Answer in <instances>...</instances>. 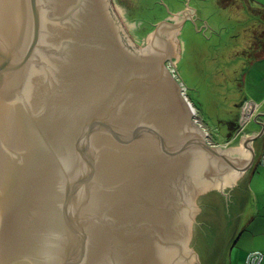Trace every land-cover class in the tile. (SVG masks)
I'll return each instance as SVG.
<instances>
[{
	"label": "water",
	"instance_id": "water-1",
	"mask_svg": "<svg viewBox=\"0 0 264 264\" xmlns=\"http://www.w3.org/2000/svg\"><path fill=\"white\" fill-rule=\"evenodd\" d=\"M172 14L139 48L111 0H0V264H226L264 112L208 141Z\"/></svg>",
	"mask_w": 264,
	"mask_h": 264
},
{
	"label": "rangeland",
	"instance_id": "rangeland-1",
	"mask_svg": "<svg viewBox=\"0 0 264 264\" xmlns=\"http://www.w3.org/2000/svg\"><path fill=\"white\" fill-rule=\"evenodd\" d=\"M111 3L126 35L139 48L147 43V36L157 24L175 20L172 13L181 16L184 11L198 6L208 27L196 30L192 20L183 22L174 46L176 77L183 82L198 122L209 131L210 140L214 144L224 143L226 128L221 121L231 119L233 110H237L239 102L249 93L241 80L250 68V61L239 52L250 45L256 47L255 43L261 42L257 40L259 37L264 39V11L252 9L254 4L246 0H111ZM157 5L158 8H154ZM254 70L253 77L264 78L262 64ZM251 78L252 72L249 83ZM258 94H263L261 89ZM238 127L236 137L240 134L239 124ZM263 153L264 136L249 175L251 206L240 222L226 264H245L251 252L264 256V161L260 156ZM253 216L255 219L250 225Z\"/></svg>",
	"mask_w": 264,
	"mask_h": 264
},
{
	"label": "crops",
	"instance_id": "crops-1",
	"mask_svg": "<svg viewBox=\"0 0 264 264\" xmlns=\"http://www.w3.org/2000/svg\"><path fill=\"white\" fill-rule=\"evenodd\" d=\"M246 1L248 4H250V3L254 4L255 7H252V9H259L261 11H264V0H246ZM253 42H255V41H253ZM262 42H256L255 44H258L256 47H254L253 45H250L249 47L245 48L244 50L242 49L239 52L240 54L247 56L248 61H250L249 62L250 68H249L247 74L244 75L242 77V80H241L242 84H244L246 92H249L247 94L248 97L242 98V100L237 105V110H233L234 116H232L231 119H229V120L225 119V121H221L224 124H228L231 126L235 125L236 129H237V126L239 124V115H240L239 111H240L241 105L244 101L249 100V101H253V102L258 103L260 109L257 113L259 114V113L264 112V78L261 79V77H259V75L256 77H253L255 67L258 64H262L264 66V46H262V45H264V39L262 40ZM246 50H249V51H246ZM257 50H258V52L260 51V54L257 52ZM261 51L263 52L262 54H261ZM251 52H253V53H251ZM249 58H253L256 61L255 60L253 61L252 59L250 60ZM251 72H252V78H251L252 82L249 83V75L251 74ZM260 89H261V92L263 94H258V92H260ZM253 92H255V94ZM229 114H230V112H227V115H229ZM261 115L263 116L264 114H261ZM262 120L264 121V118H262ZM253 121L254 120L251 121V123L246 127V129H251V130H256V131L260 130L261 128H259L257 125H255V122H253ZM236 129H235V132L233 131L235 134L234 133L229 134L227 136L226 141L224 143H221V146H226L234 140V138L236 137V131H237ZM263 154L262 155L260 154V156L263 157ZM254 219H255V216H253L251 218L250 225H251V222L254 221Z\"/></svg>",
	"mask_w": 264,
	"mask_h": 264
},
{
	"label": "built area",
	"instance_id": "built-area-1",
	"mask_svg": "<svg viewBox=\"0 0 264 264\" xmlns=\"http://www.w3.org/2000/svg\"><path fill=\"white\" fill-rule=\"evenodd\" d=\"M258 108H259V104L254 103L253 101L246 100V101H244L242 103L241 108H240V115H239L240 132L243 129H246V127L251 123V121L253 120ZM203 129L205 130L206 134L208 135V137H207L208 141L211 144H214L210 140L209 131L205 127H203ZM262 158H263V161H264V154H263ZM263 258H264V256H263L262 253H260V252H251L249 254V256L247 257V260H246L245 264H262Z\"/></svg>",
	"mask_w": 264,
	"mask_h": 264
},
{
	"label": "flooded vegetation",
	"instance_id": "flooded-vegetation-1",
	"mask_svg": "<svg viewBox=\"0 0 264 264\" xmlns=\"http://www.w3.org/2000/svg\"><path fill=\"white\" fill-rule=\"evenodd\" d=\"M154 8H158V5L157 6H154ZM225 128H226V133L224 134L225 136V138L229 135V134H232V133H234L235 132V129H236V127H235V125L234 126H231V125H228V124H225ZM234 131V132H233ZM235 134V133H234ZM217 145H221L220 143H218Z\"/></svg>",
	"mask_w": 264,
	"mask_h": 264
},
{
	"label": "trees",
	"instance_id": "trees-1",
	"mask_svg": "<svg viewBox=\"0 0 264 264\" xmlns=\"http://www.w3.org/2000/svg\"><path fill=\"white\" fill-rule=\"evenodd\" d=\"M140 12L139 10H137V13ZM139 17H143V16H139ZM257 40H260L262 42L263 38L260 39V37L257 39Z\"/></svg>",
	"mask_w": 264,
	"mask_h": 264
}]
</instances>
